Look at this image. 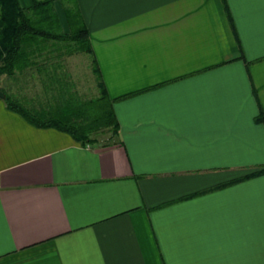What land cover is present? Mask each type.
Wrapping results in <instances>:
<instances>
[{
  "label": "crops",
  "instance_id": "0c3cea01",
  "mask_svg": "<svg viewBox=\"0 0 264 264\" xmlns=\"http://www.w3.org/2000/svg\"><path fill=\"white\" fill-rule=\"evenodd\" d=\"M75 1L118 137L0 98V264H264V0Z\"/></svg>",
  "mask_w": 264,
  "mask_h": 264
},
{
  "label": "trees",
  "instance_id": "16d2710c",
  "mask_svg": "<svg viewBox=\"0 0 264 264\" xmlns=\"http://www.w3.org/2000/svg\"><path fill=\"white\" fill-rule=\"evenodd\" d=\"M61 2L68 30L62 28L54 0H31L27 6L19 0H0V80L36 73L41 87L53 92L34 101L0 84L2 99L30 123L63 130L81 144L113 143L119 129L114 99L95 64L86 23L75 0ZM74 52L91 57L97 84V93L91 96L78 94L65 78V61ZM262 172L264 167L244 177Z\"/></svg>",
  "mask_w": 264,
  "mask_h": 264
},
{
  "label": "rangeland",
  "instance_id": "374dc122",
  "mask_svg": "<svg viewBox=\"0 0 264 264\" xmlns=\"http://www.w3.org/2000/svg\"><path fill=\"white\" fill-rule=\"evenodd\" d=\"M54 3L57 12H60L62 15V6H60L62 5L61 0H54ZM65 62V78L69 85L77 90L78 94L87 97L97 93L96 78L89 66L88 55L86 53L74 52L67 56ZM0 84L18 94H22L23 97L34 99V101L37 99L44 100L46 95L51 97L53 94L51 90L45 91L41 87L36 73L19 74L14 77L3 76L0 80ZM45 92H47V94Z\"/></svg>",
  "mask_w": 264,
  "mask_h": 264
},
{
  "label": "water",
  "instance_id": "95a60500",
  "mask_svg": "<svg viewBox=\"0 0 264 264\" xmlns=\"http://www.w3.org/2000/svg\"><path fill=\"white\" fill-rule=\"evenodd\" d=\"M4 97V92L3 90L0 88V98H3Z\"/></svg>",
  "mask_w": 264,
  "mask_h": 264
}]
</instances>
